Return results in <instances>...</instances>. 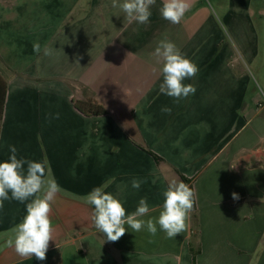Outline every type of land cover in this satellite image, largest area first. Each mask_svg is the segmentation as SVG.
<instances>
[{
  "label": "crops",
  "instance_id": "1",
  "mask_svg": "<svg viewBox=\"0 0 264 264\" xmlns=\"http://www.w3.org/2000/svg\"><path fill=\"white\" fill-rule=\"evenodd\" d=\"M187 3L179 24L163 19V0L138 24L112 0H0V162L15 145L18 158L47 161L62 189L43 261L6 244L34 197L3 202L0 264H264V0ZM163 39L199 69L183 81L195 93L179 102L159 92L152 53ZM88 98L107 113L76 109ZM172 180L194 189L197 215L173 239L125 225L107 241L82 199L103 187L130 214L146 197L143 219H155Z\"/></svg>",
  "mask_w": 264,
  "mask_h": 264
},
{
  "label": "clouds",
  "instance_id": "2",
  "mask_svg": "<svg viewBox=\"0 0 264 264\" xmlns=\"http://www.w3.org/2000/svg\"><path fill=\"white\" fill-rule=\"evenodd\" d=\"M156 0H112V7H119L125 14L128 23L147 24L152 15L150 9ZM187 0H163L160 14L163 19L172 24H179L188 10ZM33 51L41 52V45L34 42ZM54 49L45 46L43 54L51 56ZM156 63L161 64L163 82L159 86V92L174 98L176 102L194 94L196 88L192 84H184L183 81L194 78L199 71L198 66L184 56L177 46L167 39L158 42L152 53ZM162 112L169 113L171 108L163 107ZM60 114L49 113L46 119H59ZM11 155L8 160L0 162V207L5 200L13 199L26 204V215L22 222L15 226L14 238L6 241L8 247H13L16 254L22 258L37 260L46 259L49 241L53 239L54 227L50 219L51 205L58 193L62 191L55 178L50 174V166L47 161H32L17 157L15 145H9ZM25 165L27 169L25 172ZM143 181L133 179L132 187L139 189ZM11 193V196H9ZM42 193V195H37ZM164 202L158 218L143 219L149 211L147 198L139 200L135 211L126 214L122 202L113 194L105 192L103 187H94L82 199L93 206L90 219L93 226L104 234L107 241L116 242L126 232L125 225L133 232L147 230L152 236L159 230L173 239L178 234L186 231L190 213L196 203V193L183 181L172 180L163 192ZM238 199L236 193L232 194Z\"/></svg>",
  "mask_w": 264,
  "mask_h": 264
},
{
  "label": "trees",
  "instance_id": "3",
  "mask_svg": "<svg viewBox=\"0 0 264 264\" xmlns=\"http://www.w3.org/2000/svg\"><path fill=\"white\" fill-rule=\"evenodd\" d=\"M5 87H6L5 80L0 75V118H1L2 105L4 101ZM74 106L76 107V109H78L80 112H82L85 115H102L107 113V109L105 108V106H103L100 102H98L94 98L76 99L74 100ZM155 156L157 159H161L157 155ZM191 213H192V219L196 220L197 215H196L195 204ZM193 256H195V252H193ZM193 262H195L194 258H193Z\"/></svg>",
  "mask_w": 264,
  "mask_h": 264
}]
</instances>
